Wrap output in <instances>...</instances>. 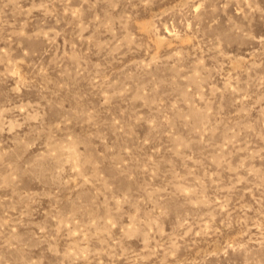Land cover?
<instances>
[{
    "label": "rangeland",
    "instance_id": "obj_1",
    "mask_svg": "<svg viewBox=\"0 0 264 264\" xmlns=\"http://www.w3.org/2000/svg\"><path fill=\"white\" fill-rule=\"evenodd\" d=\"M0 264H264V0H0Z\"/></svg>",
    "mask_w": 264,
    "mask_h": 264
}]
</instances>
